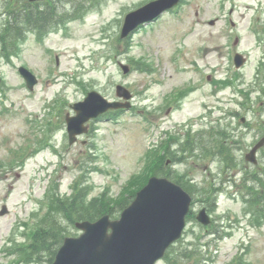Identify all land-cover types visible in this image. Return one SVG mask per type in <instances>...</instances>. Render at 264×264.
<instances>
[{
  "label": "rangeland",
  "instance_id": "obj_1",
  "mask_svg": "<svg viewBox=\"0 0 264 264\" xmlns=\"http://www.w3.org/2000/svg\"><path fill=\"white\" fill-rule=\"evenodd\" d=\"M21 1L0 2V209L8 208L0 215V264H49L27 259L22 247L51 218L64 236L79 234L76 214L68 218L59 200L116 201L128 182L154 174L146 168L157 154L171 160L160 173H171L194 199L182 236L156 264H264V157L253 165L237 145L227 158L203 143L208 128L218 139L226 134L227 142L243 137L238 127L221 129L230 125L224 111L246 106L245 98L252 96L261 110L257 92L237 89L263 85L255 70L264 42L247 25L264 14L241 7L232 15L241 23L232 29L221 0H184L174 13L120 38L124 15L148 0H50L60 11L52 32L41 40L29 33L20 44L6 39L2 24L4 6ZM227 34H238V47L248 52L241 71L231 66ZM119 62L133 69L123 74ZM19 65L37 77L32 90ZM116 84L132 92L131 108L88 121L89 131L69 144L64 118L72 114L70 104L92 89L115 99ZM192 136L196 144L186 143ZM203 206L209 226L194 216Z\"/></svg>",
  "mask_w": 264,
  "mask_h": 264
},
{
  "label": "water",
  "instance_id": "obj_2",
  "mask_svg": "<svg viewBox=\"0 0 264 264\" xmlns=\"http://www.w3.org/2000/svg\"><path fill=\"white\" fill-rule=\"evenodd\" d=\"M178 1L153 0L129 12L125 16L121 37ZM235 62L239 65L241 59ZM122 68L124 72L129 70L127 65ZM19 72L27 86L32 88L36 83L35 76L24 67H19ZM116 94L125 99L131 96L122 85L116 86ZM129 104L110 102L95 90L88 92L84 100L72 105L75 114L66 116L70 142L74 141L76 134L87 131L84 123L90 118L109 108L129 107ZM263 142L264 137L256 147ZM253 152L246 158L254 161ZM190 201V195L178 184L166 177L151 176L119 218L111 219L104 214L95 221H77L75 226L83 232L76 237H65L51 264H155L181 235ZM6 211L3 206L0 214ZM197 218L204 223L209 220L204 209Z\"/></svg>",
  "mask_w": 264,
  "mask_h": 264
},
{
  "label": "flooded vegetation",
  "instance_id": "obj_3",
  "mask_svg": "<svg viewBox=\"0 0 264 264\" xmlns=\"http://www.w3.org/2000/svg\"><path fill=\"white\" fill-rule=\"evenodd\" d=\"M243 8L244 11L246 9L252 10V11H257L260 14H264V0H221L220 1V8L225 9L227 8V14L224 13V17H227L228 23L231 26H239L241 21L238 20L236 23L232 20L231 15L234 13V11L240 10V8ZM244 16V14H242ZM259 16L256 17V21L252 20L251 18L249 19L248 27L255 31V38L259 42L263 40L264 42V19L259 21ZM233 21V22H232ZM226 38H229L228 34L226 35ZM234 44H236L238 41L241 40V38L238 35H234ZM255 41V42H257ZM236 52H241L244 55H248V52L245 53L244 49H240L238 45L236 47H233V49H230L229 54L232 56ZM248 61V59H247ZM256 70L255 74H263L262 76V86L258 87H247L243 89H237V92L239 94L241 93H253L257 92L258 96L256 99L259 98V96L262 98L261 100V110H258V105L256 104V101L252 99V96H249L245 98L248 101V104L244 106L245 104L241 103V108L236 110V109H229L227 111H224L225 115L229 114V122L230 125L229 127L222 128L221 130H229L239 132V134L243 137H240V139H231L228 140V142L225 140L226 134L223 138V136H220V139L218 140H211V133L210 129L208 128L205 134V141H204V146L208 148L210 151V148H212L215 152H212L214 155L218 154H225L227 157H234L233 155V146L237 145L238 149L240 151L241 156L246 154L253 146L254 144L258 141V139L262 136L264 133V127L263 128H257V125L260 123H263L264 125V68L262 65L264 64V58L258 57L256 60ZM244 98V97H243ZM233 121H238L236 125H232ZM238 127L236 130L235 127ZM231 127V128H230ZM245 139V140H244ZM244 140V141H243ZM207 154V153H206ZM256 156L258 157H264V145L261 146L260 148L257 149L256 151Z\"/></svg>",
  "mask_w": 264,
  "mask_h": 264
},
{
  "label": "trees",
  "instance_id": "obj_4",
  "mask_svg": "<svg viewBox=\"0 0 264 264\" xmlns=\"http://www.w3.org/2000/svg\"><path fill=\"white\" fill-rule=\"evenodd\" d=\"M19 11H21L20 16H27L21 20L22 22H25L31 18L30 13L27 11ZM44 13L45 12L43 11L42 14L44 15ZM19 24L22 25L21 22H19ZM4 32L7 33L9 30H4ZM153 159L154 162H150L146 169L157 173V170L161 168L164 159L163 156L157 155H155ZM148 177L149 175L146 172L143 175H139L138 178L134 179L133 181L128 182L127 185L130 186L128 187L126 185L128 188H126L123 197L117 199L116 201L109 202L106 198L97 197L86 202L84 201V196L78 198L74 196V198L71 199L59 200V206L57 204L56 206L59 210L65 212L68 218L73 213H75V219L77 220H95L104 213H109L110 211L114 210H117L118 212L120 209L122 210L127 205L128 200L135 195L136 190L146 183ZM56 202L57 200H55V203ZM60 227L61 225L54 218L49 219V223L46 225L41 223L33 231L32 238L25 245L26 248L22 247V249H26V253L25 251H22V254L25 253L26 258L30 259L31 261H33L32 259L42 257L48 261V263H50L53 260L57 248L64 237V230Z\"/></svg>",
  "mask_w": 264,
  "mask_h": 264
}]
</instances>
